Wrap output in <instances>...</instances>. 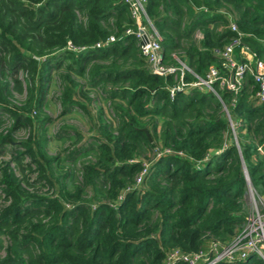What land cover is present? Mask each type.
I'll return each mask as SVG.
<instances>
[{
	"label": "trees",
	"instance_id": "trees-1",
	"mask_svg": "<svg viewBox=\"0 0 264 264\" xmlns=\"http://www.w3.org/2000/svg\"><path fill=\"white\" fill-rule=\"evenodd\" d=\"M146 11L164 63L191 69L186 82L220 68L215 50L235 41L237 54L264 62V0H147ZM135 27L123 0H0V264H169L213 243L218 253L247 222L249 187L264 196V105L252 78L235 106L228 91L172 98L179 79L152 73L126 33ZM54 73L61 114L80 111L89 132L63 129L69 146L51 154L43 109ZM16 93H26L20 106ZM157 146L171 153L156 158ZM42 182L52 191L33 189Z\"/></svg>",
	"mask_w": 264,
	"mask_h": 264
},
{
	"label": "built area",
	"instance_id": "built-area-1",
	"mask_svg": "<svg viewBox=\"0 0 264 264\" xmlns=\"http://www.w3.org/2000/svg\"><path fill=\"white\" fill-rule=\"evenodd\" d=\"M123 1L129 6L136 26L135 29H128L126 33L134 35L138 39L139 44L143 42L140 46L143 54L148 58L152 73L164 77L173 75L179 79L177 85L170 89L172 98H174L177 92H189L192 89H198L200 91L213 92L222 100L219 91H228L233 95L232 105L235 106L245 88L248 77H251L256 88L257 101L259 104L264 105V62L255 59L249 53L245 52L244 54V51L237 54L236 46L239 41L226 45L222 49L215 50L216 55L221 61L220 68L212 66L206 78L195 75V80L186 82V72L192 73V71L184 62L179 61V66L164 63L161 37L147 15V0ZM232 30L237 31V26L235 24L232 25ZM115 40L116 38L112 36L107 42L96 44V48H103ZM73 49L77 50L76 48ZM226 112L230 119L227 108ZM231 127L236 136V125L232 121ZM259 149L263 152L261 147ZM165 153H171V151L169 150ZM244 170L247 172V169ZM145 172L146 170L141 174V177L138 179L139 182H141ZM253 197H255V195H253ZM259 204L262 206L263 200L259 199ZM240 237H250V242L248 243V247H246L247 252L243 253L238 260L247 261L251 257L258 256V258L264 262V208L259 209V207H257L256 210L253 211L252 216L247 219L244 231L240 232L233 242L221 252H216V243L212 244L209 253L183 254L176 251L169 256V264H176L181 261L187 262L188 264H197L199 260H203V264H217L224 260L234 261L230 258L227 248L229 246L231 247V245L234 246ZM214 252L215 254L213 255ZM208 255L210 258L206 259Z\"/></svg>",
	"mask_w": 264,
	"mask_h": 264
},
{
	"label": "rangeland",
	"instance_id": "rangeland-1",
	"mask_svg": "<svg viewBox=\"0 0 264 264\" xmlns=\"http://www.w3.org/2000/svg\"><path fill=\"white\" fill-rule=\"evenodd\" d=\"M245 54V51H244ZM58 83H59V73L53 74V82L50 86L49 93L46 96V102L43 109V114H46L52 118V123L49 128V136L51 138L50 148L49 151L51 154L59 153L60 151L66 147L69 146L68 142L64 143L63 141H60L57 139L59 133L62 134L63 129L68 130L69 133H71L70 129L74 128L79 131L88 133L89 132V125L87 123L86 118L80 113V111L71 112L67 115H62L63 107L60 104L59 96L60 92L58 91ZM92 96L97 97V90H92ZM26 99V93L18 94L16 93L14 95V98L11 100V103L20 106L24 100ZM104 102L98 98L97 103L95 104V107L97 108L99 105L102 106ZM105 108L107 109V113L110 114V110L108 108L107 104H104ZM6 124L4 125L6 128L9 127L10 121H6ZM27 130H19L14 134V140L18 143L25 140L28 136ZM152 139L151 135H149ZM153 141V140H152ZM238 144V143H237ZM169 150L163 149L160 146L155 147V157H159L163 155L165 152ZM9 157H6L8 159ZM66 168V167H65ZM34 190H38L42 193H49L52 191V188L45 184V183H38L34 186ZM255 195V197H253ZM255 198V199H254ZM259 199L263 200V205L260 206ZM245 209H246V220L252 216V213L254 210H256L257 207L259 209L264 208V196L257 194L255 189L253 187H249L248 195L245 199ZM246 224H244L243 228L241 229V232L244 231ZM255 234V233H254ZM240 237L237 240V243L229 246L227 250H229L230 258H232L234 261L241 257L243 253L247 252L248 243L250 242V237ZM209 255L206 256V259H209ZM255 259H258V256L254 257Z\"/></svg>",
	"mask_w": 264,
	"mask_h": 264
},
{
	"label": "water",
	"instance_id": "water-1",
	"mask_svg": "<svg viewBox=\"0 0 264 264\" xmlns=\"http://www.w3.org/2000/svg\"><path fill=\"white\" fill-rule=\"evenodd\" d=\"M140 44H143V42H141ZM163 56H164V54H163ZM150 138V137H149ZM150 141H152V139L150 138ZM239 146V145H238ZM244 169H246V167L244 166ZM245 176H246V178H247V181H248V183H249V177H248V173L247 172H245Z\"/></svg>",
	"mask_w": 264,
	"mask_h": 264
}]
</instances>
